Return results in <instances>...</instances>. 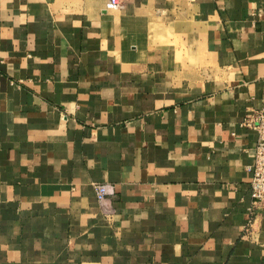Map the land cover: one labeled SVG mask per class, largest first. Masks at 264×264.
<instances>
[{
  "label": "crops",
  "instance_id": "crops-1",
  "mask_svg": "<svg viewBox=\"0 0 264 264\" xmlns=\"http://www.w3.org/2000/svg\"><path fill=\"white\" fill-rule=\"evenodd\" d=\"M108 1L0 0V264H264V0Z\"/></svg>",
  "mask_w": 264,
  "mask_h": 264
},
{
  "label": "built area",
  "instance_id": "built-area-1",
  "mask_svg": "<svg viewBox=\"0 0 264 264\" xmlns=\"http://www.w3.org/2000/svg\"><path fill=\"white\" fill-rule=\"evenodd\" d=\"M128 0H109V8H120ZM244 126L254 128L258 132V139L255 145L254 161L248 166V170L252 173L250 181V197L251 204L249 211L251 217L247 228L252 226L257 212L260 208L264 209V108L257 110L248 116L243 121ZM94 189L98 200L102 204H106L114 190L112 186L106 182H97L94 184Z\"/></svg>",
  "mask_w": 264,
  "mask_h": 264
}]
</instances>
